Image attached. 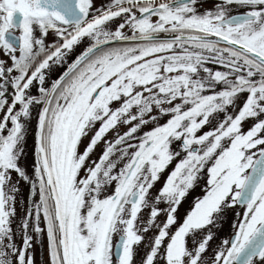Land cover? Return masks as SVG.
<instances>
[{
    "label": "snow or ice",
    "instance_id": "snow-or-ice-1",
    "mask_svg": "<svg viewBox=\"0 0 264 264\" xmlns=\"http://www.w3.org/2000/svg\"><path fill=\"white\" fill-rule=\"evenodd\" d=\"M203 2L0 0V264H36L42 238L46 264H137L142 243L139 264H264V0H214L201 11ZM86 37L45 87V70ZM33 110L29 173L21 161ZM205 177V194L178 222ZM236 207L232 235L207 255Z\"/></svg>",
    "mask_w": 264,
    "mask_h": 264
},
{
    "label": "rangeland",
    "instance_id": "rangeland-1",
    "mask_svg": "<svg viewBox=\"0 0 264 264\" xmlns=\"http://www.w3.org/2000/svg\"><path fill=\"white\" fill-rule=\"evenodd\" d=\"M110 2V0H94V4L96 7L101 6L102 4H106ZM214 4V0H204L203 3H201L200 5H198V7L200 8L201 11H203L204 9H210L213 7ZM240 11H243L242 9ZM118 23H120L119 19L115 20L112 22V27L114 28ZM125 31L127 32V29H125ZM55 40V37L50 33L49 36L47 37L46 42L47 43H52ZM90 41L89 39L86 37L84 38L80 44L74 46L73 50L71 52H69L65 58V62H63L60 65H51V67L46 71V82H45V86L48 84L49 80L52 79L54 76L57 75V73L60 70V67L62 65L67 64L71 59H73L80 51H82L84 48H86L89 45ZM112 47H122L125 46V44H113L110 45ZM2 58L6 59V57H3L2 54ZM214 68H217L218 66H213ZM63 68V67H62ZM32 94H36V87H35V82H34V86L31 89ZM243 100V96L241 97V101H238V103H241ZM117 105H113V107H116ZM229 111L231 112L232 110L229 109ZM35 115H36V110H33V120L30 124V130L28 133V137H27V145H26V149H27V156L25 159H23L21 161V164L27 167V170L29 173H31L32 168H31V164L33 163V145H34V132H35V127H36V120H35ZM223 116V114H221V117ZM167 119V117H164L160 122L163 123L165 120ZM254 123L253 120L249 119L248 121L243 123V130L247 131L252 124ZM213 124H215V121L213 122ZM96 127H99V124L96 125ZM127 126L121 125L118 126V129L113 130L111 132H109L106 136L107 140H113L115 138L116 132H120L121 134L123 132L126 131ZM153 127V124L150 122L148 125L142 127L141 129V134L145 131L150 130ZM212 127V125L206 126L204 129L201 130V132L207 131L209 130V128ZM95 130V129H94ZM93 130V131H94ZM93 133L89 132V136L88 138L91 137ZM88 138H85L82 142L81 145V150H83L84 145H86L88 143ZM173 149H177L178 147V142L176 144H173ZM104 149V143L101 142L97 148L95 149L94 153L92 154V159H98V157L100 156L101 152ZM179 157L175 160H173V162L168 166V168L165 170L164 173L161 174V178L160 180L154 185L153 189L150 190V196L149 199H153L158 191L160 190V188L163 186L167 176L170 174V172L174 169L176 163L178 162ZM16 179V175L15 173H13V180ZM206 182V177L205 178H201L199 180V182L195 185L194 189L190 190L188 195L186 196V198L184 199V201L181 203L179 209H178V222L182 221L186 214L192 209L193 205H194V200L196 197H202L205 193L202 191V188L204 186ZM21 192L22 194L18 197V204H17V221L19 220L20 216L23 214V208L25 205V200L27 198L28 195V188L27 185L21 184ZM159 207L164 208L166 207L165 204L161 203L159 205ZM236 212H243V209L240 207H236V208H232L230 210H228L225 213V220L223 223L222 228H220L219 230L214 229V231H216V238H214V240L212 242H210V246H209V250L207 255H211V251L213 248H215L217 246V244L220 242V237H230L232 235V222L235 219V213ZM148 217V209H145L142 213H141V218H147ZM165 219V216L162 214L161 216L158 217V221H163ZM13 227L15 228L16 225L15 223L13 224ZM153 233H148V236H152ZM188 245L189 247L192 246V241H191V237H189L188 240ZM146 249L144 247V244L142 243L138 248H137V255L135 257V260L137 262V264H139V261L141 260V258L144 256ZM35 257H36V264H41V262H44V264H46L47 259H48V255H47V241L46 239H38L35 242Z\"/></svg>",
    "mask_w": 264,
    "mask_h": 264
},
{
    "label": "flooded vegetation",
    "instance_id": "flooded-vegetation-1",
    "mask_svg": "<svg viewBox=\"0 0 264 264\" xmlns=\"http://www.w3.org/2000/svg\"><path fill=\"white\" fill-rule=\"evenodd\" d=\"M83 50H85V48L83 49ZM82 50V51H83ZM82 51H80L74 58H76ZM0 58H2V53H0ZM73 58V59H74ZM73 59H71L67 64H65V65H62L61 67H60V70H59V72L57 73V75L56 76H54L52 79H50L49 80V82H48V84L45 86V87H48V86H50V83H51V81H53V80H55L64 70H65V68L72 62V60ZM63 67V68H62ZM0 116H2V114H0ZM127 128V127H126ZM127 130V129H126Z\"/></svg>",
    "mask_w": 264,
    "mask_h": 264
},
{
    "label": "water",
    "instance_id": "water-1",
    "mask_svg": "<svg viewBox=\"0 0 264 264\" xmlns=\"http://www.w3.org/2000/svg\"><path fill=\"white\" fill-rule=\"evenodd\" d=\"M161 38H162V39H167V38H169V37H168L167 34H162V35H161ZM113 44H125V42H114ZM113 44H112V45H113ZM74 60H75V58L72 60V62H73ZM72 62H71V63H72ZM71 63H70V64H71ZM67 67H68V66H67ZM67 67L65 68V70L67 69ZM65 70H64V71H65ZM64 71H63V72H64ZM63 72H62V73H63ZM62 73H61V74H62ZM61 74H60V75H61ZM60 75H59V76H60ZM59 76H58V77H59ZM58 77H57V78H58ZM57 78H56V79H57Z\"/></svg>",
    "mask_w": 264,
    "mask_h": 264
}]
</instances>
